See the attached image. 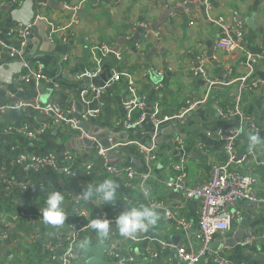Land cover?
Instances as JSON below:
<instances>
[{
  "label": "crops",
  "instance_id": "crops-1",
  "mask_svg": "<svg viewBox=\"0 0 264 264\" xmlns=\"http://www.w3.org/2000/svg\"><path fill=\"white\" fill-rule=\"evenodd\" d=\"M17 1L0 0V151L4 148L5 156L12 159L23 152L54 151L62 155L66 151H78L75 163L82 181L91 180L94 187L105 179L117 182L120 187L114 205L104 204L99 195L83 202L87 216L82 219V225H89L92 218L118 216L131 207H152L150 201L158 200L162 208L154 209L159 219L147 232L137 233L138 240L122 237L115 225L110 226L108 236L120 248V258L133 257L134 262L154 259L148 264H183L178 247L204 249L199 225L200 200L187 197L166 182L180 175L185 184L205 183L211 178L213 166L225 160L224 142L217 132L239 126L240 117L221 116L218 110L233 106L232 88L236 83L211 85L208 79L222 82L227 77L234 80L248 74L249 67L244 63L247 52L258 56L250 76L258 83L245 92L242 109L258 130L247 131L239 138V155L250 152L249 135L258 133L264 138V0H23L22 8ZM14 15H39L40 19H46L37 22V16L24 52L30 68H41L47 77L39 88L35 83L22 86L17 81L18 74L28 70L20 67V58L8 54L9 46L17 45V40L9 36L16 25ZM219 18L243 21L245 34L240 41L241 49L230 52L217 47V42L224 38L213 23ZM250 18L253 26L248 23ZM150 26L156 31L148 30ZM103 44L112 54L104 60L101 73L108 64L110 78L115 74L121 76L110 88L99 78L101 73L95 77L96 83L92 78L80 76L95 69L96 57L100 55L97 47ZM116 54L121 57L117 58ZM201 58L205 59L203 64ZM201 67L208 78L200 71L195 74ZM130 84L149 116L157 105L160 116L177 113L185 106L193 107L183 119L159 127L146 120L134 128H126L125 100ZM84 85L92 90V99L78 103ZM94 88H103L100 98H96ZM36 96L43 102H56L64 110L74 103L72 116L80 120L88 133L96 136L107 133L124 143L119 152L108 156L110 165L133 166L142 174L150 172L151 177L129 182L123 175L107 174L97 155L99 137H95L93 146L96 145L87 152L85 145L74 146L73 140L80 137L66 132L67 126L57 116L45 118L31 105L10 108L19 102L29 103ZM89 105L97 115L88 113ZM25 127L34 135L24 133ZM131 140L157 144L156 158L150 168L141 160L136 146L126 145ZM182 158L187 159V165L181 174H176L172 163H180ZM92 159L95 163L88 173L87 164ZM248 168L254 177H259L251 193L260 195L264 190V145L257 146L242 162L241 169ZM1 175L11 177L12 172H0ZM65 184L66 189L59 191L64 196L67 219L59 226L43 222L38 212L39 207L46 206L44 203L29 207L32 222L12 218V214L19 212L15 200L8 205L0 201V264L60 263L78 225L71 196L86 189L78 180H67ZM167 211L171 217H166ZM84 232L88 237L93 235V242L97 241V231L89 227ZM75 254L74 263L82 264L88 256L83 242H77ZM200 264H264V202H239L232 228L215 236L204 250Z\"/></svg>",
  "mask_w": 264,
  "mask_h": 264
},
{
  "label": "built area",
  "instance_id": "built-area-1",
  "mask_svg": "<svg viewBox=\"0 0 264 264\" xmlns=\"http://www.w3.org/2000/svg\"><path fill=\"white\" fill-rule=\"evenodd\" d=\"M37 16L39 17V15H33L25 21L24 17H21V19H19V22H17L19 27V35L16 36L17 45L9 46L8 54L11 57L20 58V62L22 63L20 67L22 66L26 70H28V72L26 73L18 74L17 81L20 83V85L23 86L28 83H35L36 87L39 88L42 85V82L47 81L46 75L43 73L41 68L32 70L30 68V64L24 59V52L27 48L28 40L32 32V27ZM213 23L216 25L219 32L225 35L224 38L217 42V47L226 49L230 52H235L237 49L242 48L240 41L245 34L243 21L238 20L231 22L225 21L223 18H219L216 19ZM97 48H99L100 55L99 57H96L97 65L95 69L82 73L80 75L81 77L86 76L89 79L97 77L102 71L104 62L103 57L112 54V51L105 44ZM116 57L120 58L121 54H116ZM200 61L203 64L205 59L201 58ZM257 61L258 56H255L253 53L247 52L244 63L249 67L248 74L234 80H232L231 77H227V79L223 80L222 82L211 78L208 79L211 85H217L219 83L230 85L231 82L236 83V86L232 88L233 106L226 110H223L221 108L218 110L221 116L240 117L239 126L220 129L217 132V136L224 142L226 153L225 160L218 162L213 166L211 178L205 183L199 185L185 184L184 179L180 175H177L173 181L166 182V185H168L169 187H174L177 190L183 191L187 197L199 198L200 200L199 225L201 228L200 237L203 241L204 249L195 251L189 250L183 246L178 247L177 253L183 264H200V261L204 254V250L209 246L215 236L219 233L229 231L232 228L233 219L235 217V213L237 212V206L239 202L243 200H249L258 203L264 202V190L260 195L251 193V187L259 182V177H254L251 173L252 170L250 168L246 170L241 169L242 162L245 161L248 158V155L253 151L242 155H239L238 151V143L241 135H245L247 131L256 132L258 130L256 123L252 119L247 118L242 109L245 92H247L249 88L255 87L258 83V80L250 79L254 64ZM199 71L202 75L208 78V74L206 73L204 67H201L198 71H195V74H197ZM120 78L121 76L119 74H115L106 82V87H112L118 80H120ZM94 91H96V98H100L104 90L103 88H94ZM91 92V89H83L79 94L80 100L83 103L90 102V98L92 96H90ZM128 94V98L125 100L127 117L124 121V125L126 128H134L138 124L145 122L146 120H150L156 127H159L162 123L183 119L193 107V105L185 106L177 113L160 116V111L157 105L155 106V110L149 116L145 111L144 104L137 100L135 90L131 84L128 87ZM29 105L35 108V110H37V112L45 118H48L50 116H57L62 120V122H64L65 126H67L73 133H76L80 138L88 135V132L83 128V126H81L80 120L72 116V113L75 111L74 103L70 104L67 110H64L58 103L52 101L43 102L39 96H36L33 97L29 103L19 102L16 106L12 105L10 108H23ZM88 113L90 114V111ZM93 114L95 116L97 115V112L94 111ZM23 131L26 134L34 135L32 131L28 130V127H25ZM93 139L95 140L96 138L94 137ZM108 141H111L110 137L108 138ZM97 144L99 145V147L97 146V155L101 158L103 164L105 165V172L107 174L119 176L123 175L129 182L138 178L149 179L151 177L150 172H148L147 174H142L138 172V170L133 166L117 167L108 163V151L112 150L113 154L115 152H119V150L122 149V147L120 146H122L124 143H120L118 141L116 144H111L107 147L102 146L100 142ZM155 144V142L151 141L148 145L138 140H131L126 142V145H133L138 148V153L141 156V160L145 162L148 168H150L152 161L156 158L157 144ZM95 145L96 144H94V146ZM92 146L91 150L94 147ZM78 154V151H66L62 155L54 151L32 154L23 152L16 154L13 158V162L15 163V165L22 168V171L24 173H26L30 169H45L48 167L58 172L62 171V175H65L67 180H70L71 182L76 180L80 181V186H82L83 188H87L88 185H91L94 188L93 181L90 180L84 182L80 179L81 176L76 168L75 163L78 158ZM94 163V159L88 162V173L91 172ZM172 164L176 174H181V172L185 169V165H187V159L182 158L180 163L175 162ZM29 184L30 182L23 178L4 179V189L7 192L8 190L10 191L14 188L26 189L28 188ZM81 193L82 192L72 194L71 196L75 201V215L78 219V225L75 226V232L71 235L69 240V247L64 255L60 258L59 264L74 263L73 255L76 251V245L78 242L77 240L82 236V234H85L84 231H86V229L88 230L90 227V222L89 225L80 224L82 219L87 216L86 211L82 208V204L85 199L82 195H80ZM150 205L155 209L160 210L162 208L158 200H151ZM18 206L19 212L17 214H12V218L14 220H20L21 218H23L34 222L33 213L29 210V207L24 203H19ZM40 209L43 208L39 207L38 213L41 215ZM171 216V212L167 211L166 217ZM116 217L117 215L97 218H107L111 221H114ZM93 219L94 218H92L91 221ZM181 222L186 227H190L188 223L182 220ZM139 238L140 237L135 234L133 237L128 239L135 241ZM106 240L111 243L110 249L107 251L106 255L109 259H114L116 257L117 247V245L115 244V239L111 236H108ZM118 262V264H132L134 263V258L129 257L126 259L122 257Z\"/></svg>",
  "mask_w": 264,
  "mask_h": 264
},
{
  "label": "clouds",
  "instance_id": "clouds-1",
  "mask_svg": "<svg viewBox=\"0 0 264 264\" xmlns=\"http://www.w3.org/2000/svg\"><path fill=\"white\" fill-rule=\"evenodd\" d=\"M247 139L249 151L255 150L257 146L264 145V138L258 133L249 135ZM119 187L120 185L114 180L105 179L94 188L88 185L80 195L85 200H92L94 196L99 195L104 204L114 205ZM145 195H147V192H145ZM63 201L64 196L61 191H53L47 195L46 206L40 209L45 224L59 226L65 222L67 216ZM158 219L159 215L154 208L141 205L120 212L114 221L107 218H94L90 221V227L97 231L101 237H106L110 232V226L115 225L122 237L131 238L137 233L147 232L156 225Z\"/></svg>",
  "mask_w": 264,
  "mask_h": 264
},
{
  "label": "trees",
  "instance_id": "trees-1",
  "mask_svg": "<svg viewBox=\"0 0 264 264\" xmlns=\"http://www.w3.org/2000/svg\"><path fill=\"white\" fill-rule=\"evenodd\" d=\"M110 55L103 57V60H108ZM223 110H226V108ZM67 132V131H66ZM7 149L10 146H6ZM5 149L1 148L0 151V172L3 170L6 172H12L11 177H3L0 178V201L1 203L8 205L15 200V202L24 203L28 207L34 205L35 203H41L47 199V195L50 192L59 190L61 188L60 185V173L56 170L45 168V169H30L26 173L22 171V168L15 165L12 158H7L5 156ZM23 175V179L30 182L28 188L26 189H18L14 188L12 190H8V192L4 189V179L5 178H18L19 175ZM63 179L66 182L67 178L63 175ZM11 207V206H10Z\"/></svg>",
  "mask_w": 264,
  "mask_h": 264
},
{
  "label": "water",
  "instance_id": "water-1",
  "mask_svg": "<svg viewBox=\"0 0 264 264\" xmlns=\"http://www.w3.org/2000/svg\"><path fill=\"white\" fill-rule=\"evenodd\" d=\"M61 7L64 9H68L65 5H63ZM174 10H177V9H173V11ZM68 11H69V9H68ZM42 19H43V21L46 22V19H44V18H42ZM42 19L39 18L37 20V22L41 21ZM252 22H253V19L250 18L248 20V23L250 24V26H253ZM147 29L148 30L153 29L156 31L155 27H153V26H150ZM156 36L158 37V41H160V35L158 32H156ZM224 36L225 35L223 34L222 37H224ZM118 50H119V48H118ZM118 52H120V51H118ZM104 69H105V71L101 73V77H99V78L102 79L104 82H107L111 77V74H110L109 69H108V64H106L104 66ZM91 80L94 83H96V78H93ZM85 87H86V85H84V88ZM78 103H81L80 96H78ZM88 107L91 108L90 115H92L95 110L93 109V106L91 107L89 105ZM82 125H84V124H82ZM244 136L245 135H241L242 138ZM94 137H99L100 138L99 142L104 147H107L108 145H111V144H116L118 142L117 136L116 137L110 136L107 133H104L101 136H96L94 133L89 132L87 136H85L83 138H79L78 140H73V142H74L73 144H74V146H75V144L85 145L86 151L90 152L91 146L93 145V141H94L93 138ZM104 137H107L106 140L103 139ZM108 137L111 138V141H108ZM108 154L113 155V151L112 150L108 151ZM88 157H89V155L86 154L85 158L87 159ZM2 173L5 174L6 172L3 170ZM59 173L61 176V179H60L61 188L59 190L66 189L67 186H66L65 181L63 179L62 171H60ZM59 190H56V191H59ZM41 203L46 204V200L42 201ZM38 204H40V203H35L34 206L35 205L37 206ZM259 205L261 206V204H259ZM97 238L98 239L96 242H93V241L91 242L90 238L86 234H82V237L77 240L78 242L79 241L83 242V250L88 255L84 259L82 264H118L119 263L118 261L120 260V248L117 247V249H116V257L114 259H109L106 255V253L110 249L111 243H109V241L106 240L105 237H101L99 234H98ZM225 243H228V241H225ZM75 257H78L77 254H75ZM151 259L152 258H144V260L142 262H134L132 264H148L150 261L154 260V259H152V260Z\"/></svg>",
  "mask_w": 264,
  "mask_h": 264
},
{
  "label": "rangeland",
  "instance_id": "rangeland-1",
  "mask_svg": "<svg viewBox=\"0 0 264 264\" xmlns=\"http://www.w3.org/2000/svg\"><path fill=\"white\" fill-rule=\"evenodd\" d=\"M26 2L27 1H29V0H25ZM17 2H20L21 4V6H20V8H22V6H23V3H24V1H17ZM31 4H32V1H31ZM25 17V19H24V21L25 20H28L29 19V16H24ZM14 19H15V21H16V25L14 26V28L12 29V31L9 33V36L11 37V38H14V39H16V36H18L19 35V33H18V30H19V27H18V23L17 22H19V19H21V16H17V15H14ZM89 71H91V70H89ZM66 131L67 132H72L68 127H66ZM73 134H75V133H73ZM76 135V134H75ZM90 240H91V242H92V239H91V234H90Z\"/></svg>",
  "mask_w": 264,
  "mask_h": 264
}]
</instances>
